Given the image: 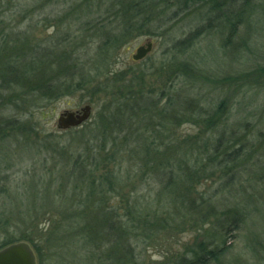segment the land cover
<instances>
[{"label": "rangeland", "instance_id": "374dc122", "mask_svg": "<svg viewBox=\"0 0 264 264\" xmlns=\"http://www.w3.org/2000/svg\"><path fill=\"white\" fill-rule=\"evenodd\" d=\"M163 1L169 7L161 8L168 13L178 11L183 1L189 7H183L178 23L168 27L169 33L163 34L165 29L133 33L127 43L112 51L73 37L79 21L69 14L77 2L0 0V11L6 12L0 29L6 26V32L15 35L11 42H30L37 50L60 46L73 55L63 62L76 64L70 73L79 78L82 69L93 78V84L84 90L69 89L65 97L46 102L39 93H28L18 86L14 89L15 84L6 88L0 81V117L11 123L0 134V245L5 241L29 243L37 264H180L184 258L190 260L189 252L200 244L208 251L221 250L220 260L208 264H264V84L244 79L264 66V0H250L232 40L228 38L229 27L222 24L203 29L207 10L193 0ZM201 29L189 50H174L175 42ZM149 41L154 43L150 55L133 62L132 55ZM182 64L194 65L196 72L190 73L193 81L167 75L169 67L175 70ZM120 72L125 76L114 81L112 73ZM233 80L245 82L237 90L225 89V81ZM127 81L133 89L144 81L143 100L155 107L141 108L139 117L124 128L116 115L125 120L133 109L123 110L121 101L113 96ZM188 102L198 106L192 112L194 118L175 121L172 117L166 120L165 136L153 133L160 129V110L177 115ZM222 102L226 108L220 115L224 122L228 120L231 131L237 132L228 150L242 148L232 169L225 164L218 166L219 155L210 159L218 132L198 117L206 114L212 103L218 107ZM85 105L92 107L88 122L68 130L58 127L62 113L79 111ZM241 136L248 141L238 139ZM177 141H185L183 146L189 148L187 164L179 161L180 150V156H169L173 161L170 172L153 173L147 151L161 145L165 150ZM72 156L80 157L84 166L78 167ZM185 168L202 174V180L192 181L193 211L188 209L190 203L166 204L170 196L165 191L167 174H182ZM73 170L81 178L64 176ZM106 174L115 178L114 184H104L111 204L159 222L153 224L157 227L154 230L127 235L114 223L120 227V249L129 250L128 256H101L104 239L100 244H87V233H79L80 224L65 221L75 215L78 218L86 207L93 213L101 206L80 194L86 191L83 179L94 181ZM224 213L228 223L229 219L233 222L228 231L218 224ZM167 218L170 221L163 223Z\"/></svg>", "mask_w": 264, "mask_h": 264}, {"label": "trees", "instance_id": "16d2710c", "mask_svg": "<svg viewBox=\"0 0 264 264\" xmlns=\"http://www.w3.org/2000/svg\"><path fill=\"white\" fill-rule=\"evenodd\" d=\"M63 1V0H62ZM72 3H78L74 9L70 11V17L75 18L79 21V28L74 31L73 37H78L84 39L85 41H90V44L95 43L102 45V47H110L113 49H118L125 43H127V37L131 36L133 33H142L152 32V29L160 31L165 29L163 34L169 33L170 29L174 27L175 23H178L179 18L183 14V11L188 9V2L183 1L180 3L178 11L168 13V10L162 9L161 5L164 8H168L169 4H163V0L155 3L154 0H66ZM195 4L205 7L207 10V15H204L205 20L203 27L206 29H212L218 24H222L225 27H229L230 34L228 36L229 40H232L237 35V26L240 21L243 20V15L247 12V8L250 7V0H193ZM172 7V6H171ZM183 7L185 9H183ZM167 13V14H166ZM6 12L0 11V27L4 23L2 18ZM228 24V25H227ZM202 25V26H203ZM168 27L170 29H168ZM7 27L0 29V81L4 87H10L14 84L15 87H22L27 90L28 93H39L41 100L45 102L49 99H59L65 97L67 93L72 91L76 92L78 90H84L86 87H89L93 84V78L89 73H84L81 69L79 72L80 77H77L76 73H70L77 68L76 64H63V62L69 60L73 57L72 53L66 52L64 48L60 46L56 49L46 48V49H32L30 42L22 43L11 42V39L15 36L8 34ZM202 29L196 32H193L187 39L177 41L174 43L173 48L178 52H185L189 50L192 46L194 40H197L202 34ZM70 33V32H68ZM72 37V36H71ZM21 39V38H20ZM31 45V46H30ZM75 45L74 47H76ZM241 51V49H239ZM180 65V64H178ZM82 66V65H80ZM72 68V71H70ZM174 67H169L167 75H173L175 77H181L187 81H193L194 76L191 75V71H195L194 65L182 64L181 66L176 67L175 70H172ZM256 73L252 76H244L245 80L259 82V84H264V66H258ZM125 76L124 72L112 73V77L115 80H121ZM169 80L171 77H167ZM262 80L263 82L259 81ZM78 80V81H77ZM108 80H111L108 78ZM245 82L244 80H233V82L225 81V89L227 90H237L238 86ZM129 83V84H128ZM139 88L133 89L131 83L127 81L123 88H120L117 93L113 96L115 100L121 101L124 109H133V114L131 117L123 119L122 116L117 114L119 117L120 125L125 128V125L130 122L132 119L139 117V113L142 112V109L149 107H155V104H152L150 101H144L146 98L145 93L142 90V87L146 85L143 82L139 81ZM166 86V83L164 84ZM100 87V86H98ZM227 87V88H226ZM39 97V96H38ZM39 99V98H38ZM52 99V100H53ZM227 97H225V103ZM224 102H222L218 107L214 106L212 103L206 110V114L198 115V117H203L201 120L207 125L209 129H216L218 136L214 141V154L210 156V159L215 160V156L219 155L220 159L218 160V166L222 167L224 164L226 168L232 169L234 164L239 161L241 155L240 152L242 148L234 149L233 152H229L231 143L234 140L237 132L234 130L231 131L229 128L228 120L223 121V117L220 115L223 112V108H226ZM119 104V106H121ZM136 105V107H135ZM198 107L195 103H185L183 105L182 112L177 115H170L166 110H160L158 117L161 121L160 129H155L153 133L158 136H165L166 120L175 119V121H180L181 119L194 118L193 110ZM215 111V112H214ZM115 115H112L113 118H116ZM105 124L104 122H102ZM114 123V122H112ZM117 124V123H116ZM10 122L4 121L0 117V134L4 133V127L10 126ZM161 127H163L161 129ZM124 130V129H123ZM240 140L248 141V138L243 136L238 138ZM153 141V140H152ZM237 141V140H236ZM233 142V143H234ZM153 143V142H152ZM185 141H177L175 146L167 145L165 150L160 147L155 148L153 151L150 149L147 151L149 153V160L151 171L156 174L165 173V171H171V164L173 161L169 157L174 153L178 155V152L182 150V155L179 157L181 163L187 164L186 158L188 157L187 150L189 151L188 146L183 145ZM191 145V144H190ZM237 146V145H236ZM191 147H195L191 145ZM225 149L224 155L222 156L221 150ZM168 156V157H167ZM77 166H84V163H81L80 157L72 156ZM223 157V158H222ZM178 159V158H177ZM209 159V157H208ZM181 164V165H184ZM173 166V164H172ZM80 174L77 173V170H73L71 173H65L64 176H76ZM202 174L200 175L198 170L192 168H185L182 174L169 173L165 179V191L170 195L166 201L167 205H177L185 203L189 204L188 209L190 208L193 211L195 207V200L191 197L193 194L194 188L192 181H200ZM78 179V177H75ZM89 178V177H87ZM115 179V178H114ZM106 174L103 178H97V180L90 181V179H83L85 181L82 184H87L86 191L80 194L85 195L86 198L91 200L94 199L96 205L100 204L101 206H107V208H102L99 206L98 209H94L95 212L91 213L90 207H86L84 212H81V215L78 214L76 217H67L65 221L67 222H77L80 224L79 233L82 235L87 233L88 241H85L91 244L101 243L104 239L102 247L101 256H128V251L125 252V248L120 249V240L118 242L117 231L119 228L124 229L123 233L132 232L136 230H154L156 227L154 223L158 224L157 218H151L150 215L145 217L137 211H131L129 209L118 208V203H110V192H106L104 184H114L115 180ZM113 190V189H112ZM112 192V191H111ZM181 195V196H180ZM184 195V197L182 196ZM180 196V199L177 198ZM186 196V197H185ZM161 203L163 202L160 197L158 199ZM89 206V205H87ZM121 209V210H120ZM201 208L200 210H202ZM224 213L221 217L218 224L222 227L225 226L227 231L229 226L231 229V219L228 220ZM5 221V220H4ZM170 219H165L162 222L167 223ZM120 226L117 227L116 224ZM163 223L158 226V229L163 227ZM233 223V222H232ZM6 224H10L6 221ZM157 228V227H156ZM1 230V224H0ZM101 231V232H100ZM84 232V233H83ZM133 233V232H132ZM99 239V240H98ZM27 240V239H23ZM29 241V240H28ZM14 241H5L0 245V249L6 247ZM110 244V247H108ZM113 244V246H112ZM130 249V248H129ZM99 254V252H98ZM192 255V258H184L180 264H208L209 262H218L221 258V250L214 249L208 251L204 244L197 245L196 249H193L189 252ZM88 256V255H87ZM118 261V260H117ZM110 264H117L115 261H111Z\"/></svg>", "mask_w": 264, "mask_h": 264}, {"label": "water", "instance_id": "95a60500", "mask_svg": "<svg viewBox=\"0 0 264 264\" xmlns=\"http://www.w3.org/2000/svg\"><path fill=\"white\" fill-rule=\"evenodd\" d=\"M153 48L154 43L151 41L140 46L132 55L133 62L139 63L145 60ZM91 114V105H85L75 112L66 111L59 116L58 127L63 130L81 127L89 121ZM0 264H37V257L30 244L21 241L0 249Z\"/></svg>", "mask_w": 264, "mask_h": 264}]
</instances>
